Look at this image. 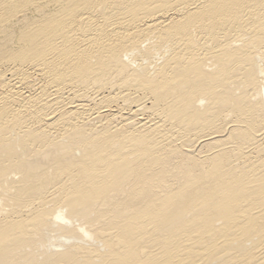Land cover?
Wrapping results in <instances>:
<instances>
[{
	"label": "bare ground",
	"instance_id": "bare-ground-1",
	"mask_svg": "<svg viewBox=\"0 0 264 264\" xmlns=\"http://www.w3.org/2000/svg\"><path fill=\"white\" fill-rule=\"evenodd\" d=\"M0 264H264V0H0Z\"/></svg>",
	"mask_w": 264,
	"mask_h": 264
}]
</instances>
